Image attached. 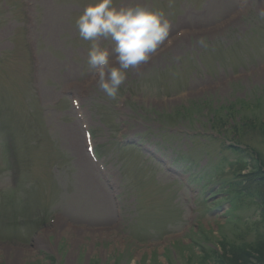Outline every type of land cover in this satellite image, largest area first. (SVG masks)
<instances>
[{
    "label": "rangeland",
    "instance_id": "374dc122",
    "mask_svg": "<svg viewBox=\"0 0 264 264\" xmlns=\"http://www.w3.org/2000/svg\"><path fill=\"white\" fill-rule=\"evenodd\" d=\"M93 2L0 0V264H202L264 239V177L247 178L264 164V0H113L163 12L173 41L115 100L75 27Z\"/></svg>",
    "mask_w": 264,
    "mask_h": 264
},
{
    "label": "clouds",
    "instance_id": "9594fccd",
    "mask_svg": "<svg viewBox=\"0 0 264 264\" xmlns=\"http://www.w3.org/2000/svg\"><path fill=\"white\" fill-rule=\"evenodd\" d=\"M75 27L79 37L90 42L89 70L100 90L113 100L128 69L149 62L165 42L169 46L173 42L165 14L140 4L116 7L113 0H94L83 9ZM105 41L111 50L103 46Z\"/></svg>",
    "mask_w": 264,
    "mask_h": 264
},
{
    "label": "trees",
    "instance_id": "16d2710c",
    "mask_svg": "<svg viewBox=\"0 0 264 264\" xmlns=\"http://www.w3.org/2000/svg\"><path fill=\"white\" fill-rule=\"evenodd\" d=\"M255 120L257 121L258 126L264 127V123L262 124L259 121V117H257ZM245 127H247L246 122L242 126V128ZM261 167L262 165L256 168L254 172L248 174L249 176L247 178L250 180V183H254L256 181V177H260V178L264 177V164H263L262 173H261ZM247 188L250 187H245V190H247ZM257 189L259 190L256 194L257 195L256 198L258 200L257 204H259V206L264 207V184L261 185L260 182V186H257ZM250 198L254 199L255 197L250 195ZM262 218L263 220H261V222L262 225L264 226V213H262ZM221 246L223 248V252H216L214 250H211V252L206 253L207 257L203 256V258H206L207 260L204 259V262L202 264H210V260H212L215 264H249L250 262L249 258L252 254H254V252L256 254H259L260 263L264 264V239L260 237H257L256 240L249 243L246 242L242 243L238 241L231 242L225 240L224 242L221 243Z\"/></svg>",
    "mask_w": 264,
    "mask_h": 264
}]
</instances>
